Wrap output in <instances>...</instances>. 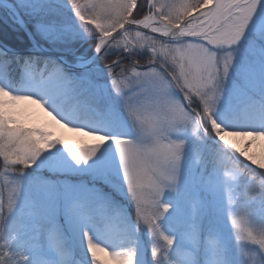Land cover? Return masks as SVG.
I'll list each match as a JSON object with an SVG mask.
<instances>
[{"label": "snow or ice", "instance_id": "obj_1", "mask_svg": "<svg viewBox=\"0 0 264 264\" xmlns=\"http://www.w3.org/2000/svg\"><path fill=\"white\" fill-rule=\"evenodd\" d=\"M258 138L264 0H0V264H264Z\"/></svg>", "mask_w": 264, "mask_h": 264}, {"label": "rangeland", "instance_id": "obj_2", "mask_svg": "<svg viewBox=\"0 0 264 264\" xmlns=\"http://www.w3.org/2000/svg\"><path fill=\"white\" fill-rule=\"evenodd\" d=\"M20 114L22 122L26 125L51 131L53 138H59L72 147L79 148L95 142L94 137L87 135L85 132H77L71 126L65 127L62 123H57L39 105L31 102L20 103ZM229 139L240 147H244L247 140L245 137L236 136H230ZM263 140L258 138L250 149V154L255 155L258 159L264 158V146L261 144Z\"/></svg>", "mask_w": 264, "mask_h": 264}, {"label": "trees", "instance_id": "obj_3", "mask_svg": "<svg viewBox=\"0 0 264 264\" xmlns=\"http://www.w3.org/2000/svg\"><path fill=\"white\" fill-rule=\"evenodd\" d=\"M141 63H143V61H141ZM262 140V139H261ZM263 143H261L262 144V146H264V140L262 141Z\"/></svg>", "mask_w": 264, "mask_h": 264}, {"label": "bare ground", "instance_id": "obj_4", "mask_svg": "<svg viewBox=\"0 0 264 264\" xmlns=\"http://www.w3.org/2000/svg\"><path fill=\"white\" fill-rule=\"evenodd\" d=\"M103 256V255H102Z\"/></svg>", "mask_w": 264, "mask_h": 264}]
</instances>
